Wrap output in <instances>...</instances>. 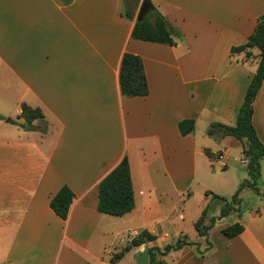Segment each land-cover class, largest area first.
<instances>
[{
    "label": "crops",
    "instance_id": "crops-1",
    "mask_svg": "<svg viewBox=\"0 0 264 264\" xmlns=\"http://www.w3.org/2000/svg\"><path fill=\"white\" fill-rule=\"evenodd\" d=\"M126 1L0 0V115L6 118L0 120V264H111L143 231L157 240L117 264L129 256V264H148L150 248L162 250L185 236L197 246L159 255L162 264H264V211L242 209L200 237L195 223L211 199L189 206L191 184H178L186 175L172 169L186 153L193 181L199 157L208 174L222 176L228 166L215 165L232 158L237 146L234 161L245 171L243 144L210 137L208 130L237 122L260 51L247 58L231 49L254 33L264 0H151L180 33L176 46L132 39L142 0L136 10L128 7L132 19ZM126 53L143 60L146 97L122 95ZM23 105L40 109L43 122L20 118ZM189 119L195 131L182 136L178 124ZM27 123L35 130L26 132ZM253 125L264 144V82ZM125 157L135 208L122 217L103 214L99 184ZM238 179L239 187L244 178ZM64 186L75 196L66 220L50 207ZM221 191L210 190L225 197ZM219 215L216 206L210 216ZM238 219L244 232L226 238L222 230Z\"/></svg>",
    "mask_w": 264,
    "mask_h": 264
},
{
    "label": "trees",
    "instance_id": "trees-1",
    "mask_svg": "<svg viewBox=\"0 0 264 264\" xmlns=\"http://www.w3.org/2000/svg\"><path fill=\"white\" fill-rule=\"evenodd\" d=\"M139 0L134 9L136 10ZM134 10V11H135ZM126 17L132 19L134 13L128 10L126 1ZM132 39L143 42L163 44L168 46H176L181 38L180 33L170 28L164 16L153 7L142 21L135 23L132 31ZM257 48L260 51V60L256 74L253 76L246 92L244 102L239 110L237 122L234 126H228L221 123H212L208 135L216 139L223 137H233L243 144V159L248 178L243 180L236 193L229 200L227 198L206 192V197L218 200L220 202L219 217L210 216V205L206 206L202 212V216L195 223V228L200 237L208 238L209 231L216 225L218 220L232 215L241 216L242 197L244 190L250 189L258 195L261 192L262 179V160L264 158V144L259 139L253 125L254 102L264 82V14L259 18L254 33L248 38V41L239 47H233L231 53H246V57L252 56L251 50ZM120 87L122 95L125 97H146L149 94V86L144 71V64L141 57L126 53L123 56L120 68ZM23 111L20 118H24L26 122L35 120L43 122L44 115L40 109H32L27 105H23ZM6 118L0 115V120ZM10 123L17 124L16 120L8 119ZM24 127V125H20ZM47 123L44 121L45 133ZM179 132L182 136H187L195 131V120H183L178 124ZM205 154L210 159H215V155L209 150H205ZM74 193L68 186H64L51 199L50 207L54 213L63 220H66L70 207L74 200ZM135 208V196L132 185L130 164L128 158L123 161L99 184V212L116 217H122ZM244 232V226L240 222H236L222 230V234L232 239ZM157 240V237L143 231L139 236L134 238L121 252L112 256L111 264H117L123 259L125 254L133 248L140 247L144 244ZM208 242V241H207ZM209 246L212 244L208 242ZM197 246L188 240V237H180L175 243L166 245L162 250L159 247H152L148 250V264H162L157 259V254L165 256L171 251L181 250L185 247Z\"/></svg>",
    "mask_w": 264,
    "mask_h": 264
},
{
    "label": "rangeland",
    "instance_id": "rangeland-1",
    "mask_svg": "<svg viewBox=\"0 0 264 264\" xmlns=\"http://www.w3.org/2000/svg\"><path fill=\"white\" fill-rule=\"evenodd\" d=\"M137 2L138 0H127V5L129 8H132ZM123 8H124L123 10L125 11V5L123 6ZM199 130L200 132L203 130L201 126L199 127ZM227 138L229 139V141H234V143H236L235 141H237V139H234L230 136H227ZM233 148L234 149H233L232 158H230L227 161H221L220 163H216L215 165L216 170H219L220 168L223 169L222 166L224 162L228 166L227 169H223L225 173L222 176L208 174L206 163L205 162L201 163L199 161L200 159L199 157L197 160V165L199 167V172H198L199 178L193 181L191 178V174H190L192 163H191V160L188 159V156L186 155V153H183V158H181L180 160H176L174 162V164L172 165L173 171L186 175V178H184L180 182L178 181V184L180 185H184L187 183L191 184L190 188L192 189V192L194 193V199L189 204V206L193 203L194 204L193 208H195L200 203V200H201L200 198H202V196L204 197L206 196V194L204 195L205 193L204 191L210 192V190L214 191V189L218 190V188L222 189L221 192L225 194L223 195L225 196L224 198H227V199L232 198V196L236 193V190L238 188L239 183H237V186H235L236 182H239L238 178L243 177L244 178L243 180L248 178L246 169L245 171H241L239 168V163L234 161L235 154H237L236 152L237 146H233ZM261 172H262V179H261L260 189H261L262 195H258L250 189H246L243 195L241 194V197H242L241 206H242L243 211H245L246 213H249L251 211H259V210L264 211V164H263V168ZM210 199H211V204H212L210 207V212H212L215 210L216 206H220L221 204L218 200H215L212 198ZM220 209H221V206H220ZM193 214H194V211H193ZM193 214L191 213V215ZM237 222H240V219H238ZM188 229L192 231L194 227L192 225H189ZM120 251L121 249L118 252ZM157 259H160L159 254H157ZM131 260L132 259L129 256L127 259L124 260V264H129Z\"/></svg>",
    "mask_w": 264,
    "mask_h": 264
},
{
    "label": "water",
    "instance_id": "water-1",
    "mask_svg": "<svg viewBox=\"0 0 264 264\" xmlns=\"http://www.w3.org/2000/svg\"><path fill=\"white\" fill-rule=\"evenodd\" d=\"M153 9V5L151 0H142L139 8H138V12L136 15V22L138 21H142L145 19V17L148 15V13ZM24 130L26 132L35 130V127L33 125H31L30 123H27Z\"/></svg>",
    "mask_w": 264,
    "mask_h": 264
}]
</instances>
